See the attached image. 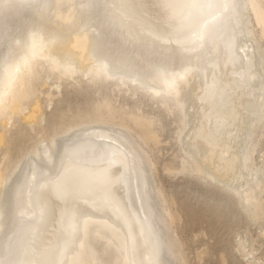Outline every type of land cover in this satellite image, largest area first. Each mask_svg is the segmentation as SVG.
Here are the masks:
<instances>
[{
	"label": "bare ground",
	"instance_id": "1",
	"mask_svg": "<svg viewBox=\"0 0 264 264\" xmlns=\"http://www.w3.org/2000/svg\"><path fill=\"white\" fill-rule=\"evenodd\" d=\"M247 21L259 42L252 54V45L240 38ZM262 36L264 0H0L1 107L7 104L3 96L15 95L22 83L32 84L30 93L53 79L63 96L50 118L38 102L32 105L26 120L38 122L35 146L22 151L34 138L25 131L11 161L3 166L0 160V214L8 212L6 227L16 219L0 242V264H184L170 200L155 182L149 136L156 131L148 128L143 141L132 119H115L135 114L132 97L152 101L157 117L172 122L171 172L228 194L231 202L224 201L262 235L264 164L250 166L264 118ZM96 58L135 71L166 92L143 93L117 79L102 84L108 77ZM193 65L199 74L173 78V71ZM51 70L70 75L66 80L77 87L68 90L74 84L64 85ZM81 91L88 96L78 98ZM9 108L15 114L24 106L16 100ZM58 113L64 118L57 125ZM90 135L99 138L80 141ZM43 171L57 175L47 181ZM238 238L240 253L250 254L253 242Z\"/></svg>",
	"mask_w": 264,
	"mask_h": 264
},
{
	"label": "rangeland",
	"instance_id": "2",
	"mask_svg": "<svg viewBox=\"0 0 264 264\" xmlns=\"http://www.w3.org/2000/svg\"><path fill=\"white\" fill-rule=\"evenodd\" d=\"M255 27L256 29H258L257 32L260 35L261 32L259 30L260 29L259 26L255 24ZM262 38L264 39L263 36ZM37 60L44 61L43 58H39V57L37 58ZM34 72L35 71L32 70L30 74H33ZM78 74L81 75L82 72L79 71ZM88 76L91 75L89 74ZM86 78L88 77H82V81H85ZM109 80L110 79L107 78V80L102 81L103 82L102 84L109 82ZM55 82H56L55 80L50 79V81H48V85L46 86V88L45 86L43 87L41 86L43 89L41 87L39 88L34 87L35 92L34 91L30 92V95H32V97H30V101L26 103L23 102L22 95L25 91H28L29 89L27 88L28 86L27 83H22L17 90L19 92L17 93L16 91L15 95L12 93H7L5 94L6 96L5 95L3 96L4 100L2 99V102L3 101L7 102V104L5 108L1 107L0 105V117L1 115L6 114V116L11 118L10 121H6V122H2L1 120L3 118H0V123L2 122L0 124V136L2 137V139L0 137V139L2 140L0 143L1 144L0 148H2V150H0V160L2 159L1 164L3 166L7 165L11 161L12 157L16 154L14 152H16L18 149L19 141L23 138L26 132H31L34 138L30 144H27L22 149V151L25 152V150H28L30 149V147L35 146L36 140L39 138V133H40V131L37 130L34 131V128L38 124V122L37 124L33 123L31 125L27 123L26 118L28 117L29 113L30 114L32 113V109L34 108V106L32 108V105H35L36 102H38L39 107L41 108V112H43L44 115L50 118V115L53 112V108L55 104L58 103L63 98L61 94L60 95L56 94L57 90L54 87V85L57 83ZM67 82L73 83L74 81L73 80L62 81L64 85H66ZM75 87H77V84H74L73 87L70 86L68 90H72ZM47 89L50 90L48 91ZM139 90L143 93H146L141 88ZM48 93L52 94V96H49ZM10 95L13 96L14 98H12ZM86 95L88 96L87 93L85 94L84 92L83 94V91H81V95L79 93L76 96L82 99L84 97L86 98L87 97ZM153 95H154L153 98H156V96H158L157 93H154ZM18 97H20V99H17V101L23 103L24 108L22 112L15 113L16 114L15 115L11 113L9 107H10V103L12 101H16L15 99ZM71 97L72 95L65 96V98H71ZM159 97L161 98V96ZM48 98L51 99L50 105L45 104ZM134 98L135 97L129 98L130 100L128 99V101L129 103L136 105L135 110L133 111L135 114L130 115L127 119L129 118L134 119L132 117L143 118L144 120H146L148 124L147 125L148 128L149 129L153 128L156 131L155 134L153 135L151 134L149 136L150 142L154 144L153 145L154 155L157 158L156 159L157 163L155 165L156 166L155 172L157 173V176H159L158 177L159 183L157 182V180L155 182L157 183L156 185L159 187V192L161 193L163 191L164 194L168 196L167 199L170 200L171 207L173 209L172 213L174 214V218H176V219L171 218L172 229L175 233L176 230L173 226L175 225L178 226L180 241L179 238L177 239L179 241V245L180 242L182 244V246L180 245V249L182 250L181 255L183 261L185 260L184 264L185 262L186 264H252V262L257 264H264V232L262 235H260L258 233L259 232L258 227L249 224V222L246 221V219L240 213H238V211L235 209L232 203H229L230 204L229 205L226 202V201L231 202L228 194L220 192L218 188H213L210 186L207 187V185L205 186L203 184H200L193 178L176 176V172L169 173L163 171V165L166 162H168L167 160L173 159L172 150H174V142L172 141V135H174V126L172 122H169L168 120H161L159 117H157L158 116L157 112L159 109L155 105H151L152 101H147L145 103L136 102L134 101ZM8 99L10 100L8 101ZM115 106L118 105L115 104ZM142 113L144 114V117H142L141 115ZM57 116L54 121H57L55 122V124L58 125V122H60V119L63 117V115H60L58 113ZM68 117H69L68 119H72V115L71 116L68 115ZM151 118H153L154 120L159 119L160 121L154 122L151 120ZM68 122H73V121H67V123L64 124H69ZM149 123H151V126H149ZM47 136L49 135L47 134ZM253 143H254L253 145L254 148L251 152L252 159L250 162L251 164L250 166H253V164L254 165L256 164L257 166L259 162L264 164V118L260 126V130L256 133L254 137ZM161 187H162V191H160ZM201 187H203L204 190H202ZM211 192L214 194H212ZM225 196L227 197V199L222 198ZM221 202L222 203L224 202V204L226 202L229 208H226L228 206L222 204ZM231 209L233 212L231 211ZM239 236L240 237L246 236L249 244L253 242L252 244H250L251 247H249V248L253 247L252 249L254 251L251 249L252 250L251 253L253 252L252 254L250 253L248 255L247 254L243 255L240 253L241 251L238 250V243H237L240 239L238 238ZM250 258H253L254 260L252 259L253 260L252 261ZM246 259L250 261L248 262Z\"/></svg>",
	"mask_w": 264,
	"mask_h": 264
},
{
	"label": "water",
	"instance_id": "3",
	"mask_svg": "<svg viewBox=\"0 0 264 264\" xmlns=\"http://www.w3.org/2000/svg\"><path fill=\"white\" fill-rule=\"evenodd\" d=\"M252 31V30H251ZM251 34V32H250V28H249V25H248V21L246 22V23H244L243 24V26L241 27V40L242 41H249V43L252 45V47L253 48H250V51H251V54L254 52L253 51V49H256L257 50V45L256 44H259V42H258V40L257 39H254L253 38V36H252V34ZM247 41V42H248ZM259 47V46H258ZM251 57H252V55H251ZM251 57H249L248 58V61L251 59ZM105 60H103V59H99V58H96L95 60H94V63H96V64H101L102 66H104V68H105V70H106V73H107V77H108V79H111V80H115V79H117V81H122L123 83H129V84H131V86L133 85L134 87H137V88H141L142 90H145V91H156V92H158V93H161V94H164L165 92H166V90L164 89V88H161V87H158V86H155V85H152V84H150L149 82H147L146 80H144L143 78H141V76L140 75H138L137 74V72H135V71H130V70H125L124 68H122V67H120V66H118V65H115V64H111V63H109V62H104ZM244 61V60H243ZM197 70H199V69H197V68H195V66L193 65V66H188V67H185L184 69H182V70H175V71H173L174 73H173V78L174 79H176V77L177 76H179V77H184V76H181L182 74H185L186 73V77L188 76V74H190V73H195V72H197L198 74H199V72L197 71ZM179 71V72H178ZM202 71V70H201ZM200 71V74H202V72ZM50 72H52V73H54L55 74V76H56V78L59 80V81H61V83H62V81H65L66 79H68L69 77H70V75H63V74H57V72H54V71H50ZM207 73L208 72V74H210L211 72H210V70L207 68V67H204V70H203V73ZM238 73H240L239 71H238ZM75 74V73H74ZM196 74V73H195ZM208 74H206L207 76H208ZM220 75V74H219ZM163 76H165V77H168V75H165V74H163ZM185 77V78H186ZM245 79H246V76H244L243 78H242V83H244V81H245ZM176 82H177V80H176ZM251 82H253L252 80H251ZM28 84V86H27V88H31V85L32 84H30V83H27ZM179 84V83H178ZM66 85H69L70 86V82H67V84ZM68 86V87H69ZM174 87H176V83L174 84ZM64 87L62 86V89H63ZM177 89V88H176ZM177 91V90H176ZM174 94V93H173ZM30 97H32V95H30V93L28 92V91H25L24 93H23V95H22V99H23V102H28V101H30ZM17 99H20V97H18V98H16L15 100H17ZM24 103V104H25ZM107 103V102H106ZM103 105V104H102ZM102 105H99V106H91V107H93V108H91L90 107V114H93L95 111H97V109L100 107V106H102ZM104 107V106H103ZM101 108V107H100ZM132 118H134V119H132L130 122H132V124H131V126H132V128L130 127V126H128V127H130L133 131H135V133L138 135L137 137H139V139L141 138L143 141H145V139H146V137H147V135H148V124H147V122H146V120H144L143 118H140V117H132ZM117 121H120V122H122V123H125L126 124V121H128V120H130L131 118H129V119H127V118H122V117H118V118H115ZM126 121H125V120ZM115 120V122H116V124H119L117 121ZM16 121V120H15ZM145 121V122H144ZM111 123V122H110ZM113 127V126H112ZM116 129H118V128H116ZM117 132H120V131H117ZM89 138H83V140H80V141H88V140H90V141H92V140H95V139H98L97 137H94L93 135L91 136H88ZM118 138V137H117ZM116 137H115V139L118 141V139H117ZM140 139V140H141ZM79 142V141H78ZM62 158H64L65 160H68V161H71V162H73V160H71L72 158H67V157H65L63 154H62ZM82 163L81 161H74V163ZM92 165V166H91ZM91 165H88V164H85V166L86 167H91V168H97L99 165H94V164H91ZM171 169H172V167H171V165L168 163V162H166L164 165H163V171H165V172H169V173H171ZM247 169V168H246ZM42 173V176L43 177H45L44 179L45 180H53L55 177H56V175H57V172H56V174H54L55 176H53V177H51L50 176V174L49 173H45L44 174V171L43 172H41ZM248 173H249V170H248ZM247 173V174H248ZM46 174H47V176H46ZM247 174H246V179H247ZM245 177H244V179H245ZM262 177V176H261ZM246 182H247V180H246ZM245 182V183H246ZM245 186H246V184H244L243 185V190L245 189ZM11 195V194H10ZM243 196H244V193H243ZM243 203H244V201H243ZM245 205V204H244ZM243 205V206H244ZM5 221H7V222H9V220H8V212L6 213V214H0V242L6 237V236H8V235H10V233H11V231H12V228H11V226L12 225H14L15 224V222H16V219L14 218V217H12L11 218V222H12V225L10 226V227H6V225L7 224H5ZM10 223V222H9Z\"/></svg>",
	"mask_w": 264,
	"mask_h": 264
}]
</instances>
